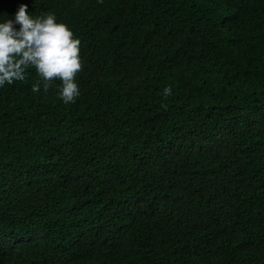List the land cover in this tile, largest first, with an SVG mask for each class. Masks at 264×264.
<instances>
[{
	"label": "trees",
	"instance_id": "1",
	"mask_svg": "<svg viewBox=\"0 0 264 264\" xmlns=\"http://www.w3.org/2000/svg\"><path fill=\"white\" fill-rule=\"evenodd\" d=\"M21 4L83 70L0 86V264H264V0Z\"/></svg>",
	"mask_w": 264,
	"mask_h": 264
},
{
	"label": "clouds",
	"instance_id": "2",
	"mask_svg": "<svg viewBox=\"0 0 264 264\" xmlns=\"http://www.w3.org/2000/svg\"><path fill=\"white\" fill-rule=\"evenodd\" d=\"M80 44L54 13L33 16L27 4H21L14 19L0 21V86L24 80L26 70L34 68L45 91L58 80L60 98L65 104L74 103L80 95L76 77L83 70ZM40 87L36 83L32 91L39 92ZM164 92L172 94L170 87Z\"/></svg>",
	"mask_w": 264,
	"mask_h": 264
}]
</instances>
